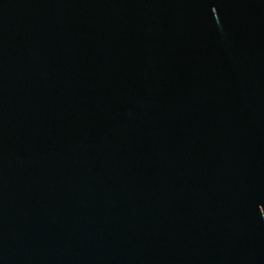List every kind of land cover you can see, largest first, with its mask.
<instances>
[{
  "label": "water",
  "instance_id": "95a60500",
  "mask_svg": "<svg viewBox=\"0 0 264 264\" xmlns=\"http://www.w3.org/2000/svg\"><path fill=\"white\" fill-rule=\"evenodd\" d=\"M0 264H264V0H0Z\"/></svg>",
  "mask_w": 264,
  "mask_h": 264
}]
</instances>
